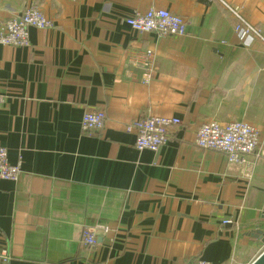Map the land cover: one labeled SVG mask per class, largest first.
Returning <instances> with one entry per match:
<instances>
[{
	"label": "crops",
	"instance_id": "0c3cea01",
	"mask_svg": "<svg viewBox=\"0 0 264 264\" xmlns=\"http://www.w3.org/2000/svg\"><path fill=\"white\" fill-rule=\"evenodd\" d=\"M30 1L0 0V20ZM34 1L53 26L31 28L29 47L0 45V146L22 170L0 179V264H251L264 251L252 235L264 230V158L230 165L195 142L206 122L244 121L264 146V0ZM225 4L263 38L244 46ZM153 8L187 34L127 25ZM146 50L149 83L133 64ZM87 111L106 113L102 132L81 131ZM150 116L181 121L156 153L128 130Z\"/></svg>",
	"mask_w": 264,
	"mask_h": 264
},
{
	"label": "built area",
	"instance_id": "2783aa9c",
	"mask_svg": "<svg viewBox=\"0 0 264 264\" xmlns=\"http://www.w3.org/2000/svg\"><path fill=\"white\" fill-rule=\"evenodd\" d=\"M225 6L238 19L235 33L240 42L248 47L256 38H263V32L248 23L238 10ZM126 23L132 30L141 33L156 32L160 36L180 37L187 34L188 24L186 20L168 10L153 8L145 14L136 13L126 19ZM53 23L46 17L34 0H31L24 11L16 18L0 20V45L12 47H29V30L49 29ZM135 66L145 70L143 81L149 83L155 68V55L152 50H146L141 57L133 62ZM4 96L0 93V103ZM107 115L103 111H87L81 120L83 133H99L105 128ZM181 121L172 117L150 116L137 120L128 127L136 133L135 148L142 152L145 150L158 152L168 144V132L171 128L178 127ZM199 150L215 151L224 155L230 165H247L248 157L264 158L263 138L260 132L251 124L244 121H236L221 124L218 121H210L202 124L195 142ZM22 173L21 163L11 164L8 159V149L0 146V179L17 182ZM230 221H224L229 224ZM105 233L109 232L103 227ZM82 243L88 248L97 245V234L89 228H85ZM10 255L7 250L0 249V262H9ZM197 264H213L199 260Z\"/></svg>",
	"mask_w": 264,
	"mask_h": 264
},
{
	"label": "water",
	"instance_id": "95a60500",
	"mask_svg": "<svg viewBox=\"0 0 264 264\" xmlns=\"http://www.w3.org/2000/svg\"><path fill=\"white\" fill-rule=\"evenodd\" d=\"M252 235L261 238L264 243V230H259L256 234ZM251 264H264V251Z\"/></svg>",
	"mask_w": 264,
	"mask_h": 264
}]
</instances>
